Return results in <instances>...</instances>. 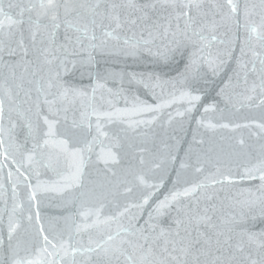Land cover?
Listing matches in <instances>:
<instances>
[{"label": "snow or ice", "instance_id": "1", "mask_svg": "<svg viewBox=\"0 0 264 264\" xmlns=\"http://www.w3.org/2000/svg\"><path fill=\"white\" fill-rule=\"evenodd\" d=\"M157 40L163 51L158 46L153 51ZM145 53L174 75H102L96 69L97 55ZM233 60L236 68L219 89V102L203 105L196 119L209 77L220 76ZM78 67L81 77H94L95 83L83 87L70 79ZM110 78L119 82L116 91L101 82ZM241 79L244 90L233 95L229 90ZM133 85L172 92L152 105L131 90ZM99 90L111 97L107 109L97 103ZM121 99L124 108L114 103ZM177 102L186 106L168 113V123L181 118L180 131L185 120L196 124L183 157L179 140L162 141L157 151L148 147L155 144L152 126ZM236 102L261 109V115L222 122L219 103L228 108ZM217 112L220 121L213 123L208 114ZM200 128L246 130L247 136L237 137L226 152L200 137ZM132 150L135 164L121 167ZM0 157L15 168L7 171L13 207L7 234H0V264H264V0H0ZM177 163L173 190L146 219L142 209L153 192L138 203L121 202L133 185L162 186V179L153 184L146 177L154 170L167 175ZM5 166L0 162V169ZM94 166L102 167L92 175L88 170ZM188 168L195 181L184 178ZM48 172L55 179H41ZM234 172L240 179L259 180V195L234 201L233 211L224 214L213 201L237 182ZM20 185L28 212L17 218L25 207ZM49 192L60 194L61 201L46 226L38 196ZM106 207L112 210L106 213ZM22 219L27 221L23 233ZM100 225L107 231L94 239L90 230ZM83 233H89L88 246L74 240Z\"/></svg>", "mask_w": 264, "mask_h": 264}, {"label": "water", "instance_id": "2", "mask_svg": "<svg viewBox=\"0 0 264 264\" xmlns=\"http://www.w3.org/2000/svg\"><path fill=\"white\" fill-rule=\"evenodd\" d=\"M7 2V0H6ZM139 2H144V0H139ZM12 15H16V9H13L11 12ZM58 40L63 42L62 31L58 36ZM157 46L160 51H163V42L160 40L156 41V46L153 47V51L157 50ZM236 56L239 55V51L235 53ZM17 57L16 59H18ZM70 59H74L75 57L69 54ZM97 64L96 69L102 74L106 75L107 72H136V73H149V72H165L168 73L169 76L174 75V73L169 72L168 68L156 61V58L152 55L145 53L143 56L136 57H116L111 55H97ZM236 68L235 61H231L229 65L226 67L225 71L218 77H209V84L207 85L208 93L204 97V100L201 104L197 105V111L193 113L196 119H199L201 115H203V105L218 103L220 98L217 96V93L220 88L224 87V84L227 82V77L233 75V70ZM69 69L71 70V65H69ZM79 67L77 70H73L70 72V79H72L75 83L80 84L83 87H90L95 83V78L90 81L89 78L85 75L81 77ZM167 78V77H166ZM102 83L106 84V88H111L113 91H116L119 88V82L113 79H107L106 81L102 80ZM129 85L127 82L124 84L125 95L128 96L129 101L131 100V96L128 95ZM131 90L136 92L141 100L146 101L148 104H159L163 100L169 98V94L172 92V89L169 87H153V88H145L142 85H133L131 86ZM244 90V84L242 79L238 84L234 81V91L233 95L240 93ZM178 94V93H177ZM101 97L104 99L101 100ZM111 99L108 93L103 90H99L97 92V103L102 104L105 109L108 108V104L106 101ZM116 107L124 108L125 102L124 100H114ZM130 106V104L128 105ZM186 105L182 102H177L172 104L170 107H167L163 110V113L160 116L159 121L154 124L151 128V132L155 134V144H149L148 147L153 151H157L163 148L162 141H166L168 144H174L176 140L180 141L179 147L181 149L179 156L183 157L184 150L187 149L188 145L192 143V136L194 131L196 130L195 122H188L187 120L183 121V131H180L181 118L177 117L171 124L168 123V113H172L175 115L177 110L183 111ZM219 108L224 109V119L222 122H237L243 123L252 118H258L261 115V109L252 107L249 108L246 105H243L240 102H236V106L232 107L231 105L228 108H225L223 103H219ZM71 119V116H70ZM94 119V118H93ZM208 119L213 123H217L220 121V113H209ZM63 125L59 128L60 132H63ZM241 134L247 136L246 130H238L236 132H232L229 129H217L215 132L200 128L199 136L203 137L205 141L214 144L220 148H223L226 152L230 150V146L235 144V139L239 137ZM175 137V139H173ZM199 138V137H198ZM207 145H205L206 147ZM199 147V146H198ZM99 150L98 148L96 149ZM135 151H129V155L121 161V167H127L129 164H135ZM95 159V156H93ZM194 159V158H193ZM0 162H3L6 166L3 169H0V184L3 185V190H0V234H7V225H8V217L11 214L13 207L12 200V192H11V181L7 178L8 168H12L15 171L14 166L10 161H3V158L0 157ZM240 162H243L241 159ZM95 167L102 166H94L89 168V173L95 175ZM233 168H236V165L233 164ZM175 170H179V164H175L170 166L167 175L160 172L159 170H154L149 173L148 179L149 183L158 184L161 179L163 180L162 186L155 189H147L144 186H136L133 185V192L130 195L121 198L122 203L127 202H140L141 197L146 195L149 191L153 192L151 199L149 200L147 205H144L142 209V219H146L149 212L152 211V208L155 207V204L162 200L165 196H167L174 187L175 181ZM242 171L241 169H238ZM184 178L186 180L195 181L198 177L194 173L192 168H188L184 170ZM236 183L230 186H226L223 191H218L217 199L213 201V203L217 204L220 207V210L224 214H228L233 211L231 204L234 201H242L251 197V194L259 195L257 192V188L259 185V180H248V179H240L239 176L235 175ZM41 179L49 180L55 179L51 172H48L45 175H42ZM219 189V186H217ZM248 190H251L249 192ZM20 193V201L24 203V210H17L16 217L22 218V216L26 215L28 212V203H27V195L23 185H20L18 188ZM211 191V189H209ZM40 199V215L41 222L46 226L48 224V218L52 215H56L59 213L60 209L57 205L61 201V196L58 193H42L38 196ZM7 201V204H5ZM222 202V203H221ZM187 203V201H185ZM112 209L109 207L105 208V212H110ZM31 211L35 212V205L32 206ZM133 212H136L133 209ZM166 226V225H165ZM27 227V221L22 219V228L20 232L23 233L24 228ZM115 226L113 225V230ZM107 229L104 225H100L97 229L90 230V234L92 237L98 238L99 232H105ZM74 240H80L84 246H88L89 241V233H83L80 236L74 237Z\"/></svg>", "mask_w": 264, "mask_h": 264}]
</instances>
